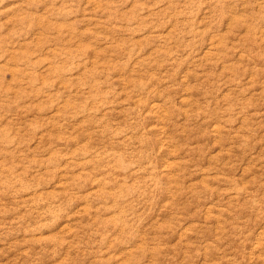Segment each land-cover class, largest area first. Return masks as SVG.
I'll list each match as a JSON object with an SVG mask.
<instances>
[{
  "label": "rangeland",
  "instance_id": "374dc122",
  "mask_svg": "<svg viewBox=\"0 0 264 264\" xmlns=\"http://www.w3.org/2000/svg\"><path fill=\"white\" fill-rule=\"evenodd\" d=\"M0 264H264V0H0Z\"/></svg>",
  "mask_w": 264,
  "mask_h": 264
}]
</instances>
